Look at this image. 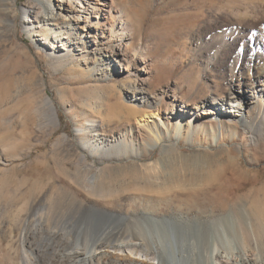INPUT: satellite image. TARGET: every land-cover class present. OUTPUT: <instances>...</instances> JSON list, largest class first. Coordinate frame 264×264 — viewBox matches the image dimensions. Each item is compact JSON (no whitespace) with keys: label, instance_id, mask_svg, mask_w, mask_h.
<instances>
[{"label":"bare ground","instance_id":"1","mask_svg":"<svg viewBox=\"0 0 264 264\" xmlns=\"http://www.w3.org/2000/svg\"><path fill=\"white\" fill-rule=\"evenodd\" d=\"M32 1L36 3L27 1L14 6L8 20L13 22L21 14L20 24L27 36L37 43L38 49L52 56L55 69L70 64L60 48L64 50L73 39L97 54L92 64L98 77L112 78L114 69L119 73L125 70L137 74L136 58L147 63L141 67L146 74L156 71L157 65L149 62L141 47V28L136 33L115 0ZM203 1L197 12L190 13L194 22L182 28L186 42L188 38L194 42L195 49L189 55L196 70L188 81L189 92L179 96L173 107L172 122L161 114L163 99L159 92L166 90L154 87L156 79L148 76L142 77L137 86L129 77L119 82L125 89L124 98L130 103L129 108L120 104L121 95L119 89L116 91L114 79L109 85V92L117 95L112 107L104 103L103 98L94 107L86 103L100 117L86 114L79 106H75L78 109L73 112L70 105L68 116L74 122L73 138L84 160L79 168L83 176H76V182L85 191L98 195L103 191L99 181L104 167L95 166L97 160L135 159L140 168L150 170L163 162H188L187 156L177 151L181 145L218 148L213 156L227 152L234 158L244 156L246 148L254 145L257 132L264 134V0H224L223 5ZM205 8L209 10L208 17L197 26L205 15ZM57 21L59 23L55 24ZM34 23L36 27L42 25L50 29L53 41H40L43 37L36 39L38 32H31ZM212 70H216L218 76L213 75ZM202 81L206 82L205 92L198 100H192L191 89ZM38 84L43 86V79L39 78ZM175 93L173 90L172 96ZM34 102L39 126L51 129L61 126L52 97L45 95ZM118 106L125 109L126 116L117 110ZM67 139L68 134H64L58 141ZM163 145L176 152L150 160L149 155L155 148ZM6 184L7 180L1 178L0 190ZM240 209L239 219L231 212L218 218L199 219L182 214L159 217L143 209L133 213L113 212L87 204L80 209L72 227H62L61 236L66 238L69 233L73 234L70 249L57 252L54 257L58 264H264V249L253 221L249 212ZM24 234L20 263L37 264L31 257L43 253L46 243H27ZM57 235L58 231H51L42 233L40 238L51 242Z\"/></svg>","mask_w":264,"mask_h":264},{"label":"rangeland","instance_id":"2","mask_svg":"<svg viewBox=\"0 0 264 264\" xmlns=\"http://www.w3.org/2000/svg\"><path fill=\"white\" fill-rule=\"evenodd\" d=\"M14 1L0 0V179L7 180L0 190V264H21L23 233L27 243H46L43 253L32 256L30 252L35 263L58 264L54 254L69 250V242L73 239L72 233L68 234L71 237L61 236L62 227H72L83 210L80 209L87 204L113 212L133 213L143 209L159 217L182 214L199 219L218 218L228 212L239 219V210L243 208L249 212L264 249V134L257 132L254 145L246 148L244 156L240 154L234 158L227 152L223 156H213L218 148L181 145L177 151L187 156L188 162H163L150 170L140 168L135 159L97 160L95 166L104 167L99 181L103 191L99 195L85 191L76 182V176H83L79 168L84 160L73 138L74 122L68 116L70 105L72 110L79 106L86 114L100 117L86 103L93 106L103 98L104 103L112 107L117 95L109 92V85L114 79L116 91L119 89L122 97L120 104L129 108L130 103L124 98L125 89L119 82L129 77L137 86L142 77L148 76L156 79L154 87L166 90L159 92L163 99L161 114L172 122L173 107L179 96L189 92L188 81L196 70L189 55L195 49L194 42L190 38L186 42L182 28L194 22L190 13L197 12L203 0H115L117 8L131 20L136 33L141 28V47L157 69L146 74L141 67L147 63L136 58L137 74L125 70L119 73L114 69L112 78L98 77L92 64L97 54L73 39L64 50L60 48V52L67 54L70 64L55 69L52 56L38 49L37 43L27 36L20 24L21 14L15 18L16 22L13 21L15 23L8 20L13 8L27 1L36 2ZM210 1L224 4V0ZM205 10L197 26L208 17L209 10ZM36 25L34 23L31 30L38 32L36 39L43 37L40 41H53L50 29ZM212 73L218 76L216 70ZM39 78L45 86L38 84ZM212 79L221 82L219 78ZM205 83L199 82L191 89L192 100L202 96ZM173 90L176 91L174 96ZM44 94L54 99L61 120L57 128L39 126L34 101ZM117 110L126 116L125 109L118 106ZM64 134H68V139L58 141ZM174 150L163 145L155 148L149 159L176 152ZM87 161L91 162L90 158ZM51 231H58L59 235L51 242H44L40 238L42 233ZM25 248L29 252L27 245Z\"/></svg>","mask_w":264,"mask_h":264}]
</instances>
